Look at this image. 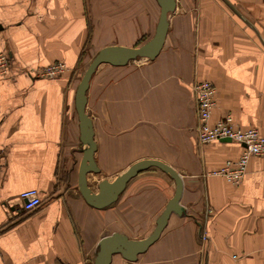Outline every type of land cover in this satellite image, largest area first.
<instances>
[{
    "label": "crops",
    "instance_id": "crops-1",
    "mask_svg": "<svg viewBox=\"0 0 264 264\" xmlns=\"http://www.w3.org/2000/svg\"><path fill=\"white\" fill-rule=\"evenodd\" d=\"M159 15L157 0H0V53L9 57L0 71V264H94L103 237L142 239L155 228L176 189L158 167L132 177L106 207L81 195L75 97L101 48L141 45ZM168 21L154 59L102 63L87 90L94 191L141 159L164 161L183 180V213L136 260L116 253L110 264H264V157H250L238 184L213 174L243 145L198 142L192 89L215 84L213 123L230 114L264 135V0H176ZM57 61L63 75H34ZM30 188L42 202L25 212L19 195Z\"/></svg>",
    "mask_w": 264,
    "mask_h": 264
},
{
    "label": "water",
    "instance_id": "water-1",
    "mask_svg": "<svg viewBox=\"0 0 264 264\" xmlns=\"http://www.w3.org/2000/svg\"><path fill=\"white\" fill-rule=\"evenodd\" d=\"M160 5V15L153 36L139 46L127 47L120 45H109L101 48L86 67L81 80L77 86L75 105L79 117L80 140L85 145L83 156L79 167V190L85 200L98 208L106 207L115 202L127 182L140 171L150 167H158L167 172L174 180L176 189L173 197L169 199L164 210L158 216L153 231L145 238L131 239L127 235L115 232L105 236L99 243V249L94 264H110L112 256L120 253L128 260H136L139 253L144 252L154 243L165 228L172 213L182 214L184 211L180 203L183 192V180L180 173L171 165L158 159H141L134 162L123 173L119 174L113 181L103 179L98 183V191H94L88 182V173L99 172L94 159L96 143L94 139L93 120L86 111L87 90L90 80L97 67L102 63L112 65H124L130 60L146 57L154 59L160 52L168 32L169 14L176 7V0H157ZM230 141L229 138L222 139Z\"/></svg>",
    "mask_w": 264,
    "mask_h": 264
},
{
    "label": "built area",
    "instance_id": "built-area-1",
    "mask_svg": "<svg viewBox=\"0 0 264 264\" xmlns=\"http://www.w3.org/2000/svg\"><path fill=\"white\" fill-rule=\"evenodd\" d=\"M9 67V57L6 53H0V71L6 74ZM67 71V66L62 61H57L44 67L35 69L34 75L38 77H58ZM197 101L198 110V142L207 144L213 141L229 138L232 141L243 145L241 155L235 160H227L225 164L213 171L215 175L225 177L233 184L242 181L247 172L248 161L251 156L264 157V135L258 127H243L235 122L232 115L227 114L215 123L211 121L213 111L217 105V88L209 80H200L192 86ZM3 167L0 157V172ZM22 201V209L25 212L32 211L41 205V197L36 188L24 190L19 195ZM202 239L207 240L206 232L202 234ZM55 264H72L58 262ZM80 264H92L83 262Z\"/></svg>",
    "mask_w": 264,
    "mask_h": 264
}]
</instances>
